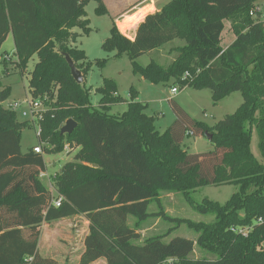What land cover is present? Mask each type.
<instances>
[{
    "label": "trees",
    "instance_id": "16d2710c",
    "mask_svg": "<svg viewBox=\"0 0 264 264\" xmlns=\"http://www.w3.org/2000/svg\"><path fill=\"white\" fill-rule=\"evenodd\" d=\"M89 1L0 0V49L11 35L21 73L36 58L28 88L32 101L46 107L38 122L42 153L36 154L33 149L22 153L20 146V135L31 122L19 121L0 106V264H57L38 255L39 229L76 216L88 222L78 264H264V166L250 150L254 132L264 159V22L250 15L259 0H169L139 23L132 41L112 21L102 49L115 51V57L125 54L143 80L209 90L213 104L232 93L243 99L213 126L175 109L177 120L162 134L141 103L130 102L122 114H109L112 106L125 103L112 80H103L96 89L98 105H90L83 86L90 66L75 46L80 35L73 31L89 32L84 12ZM94 1L97 14H108L102 0ZM224 20L231 21L235 36L225 50L220 47ZM182 37L187 45L175 49L169 65L152 56ZM145 54L152 57L141 67L136 60ZM64 55L81 73V85L72 79ZM4 56L2 65L9 62ZM185 73L189 77L183 78ZM130 93L134 101L135 91ZM9 94L10 88L0 84V103ZM68 120L75 127L61 135ZM205 133L211 135L213 151L190 155L182 148L185 136ZM66 147L75 153L52 179L54 198L40 180L43 154ZM226 185L237 190L224 204L204 199L194 206L213 217L210 223L173 218L160 209L163 193L189 197L202 187ZM59 198L60 206L54 207ZM151 203L159 212L148 213ZM2 213L12 221L5 223ZM150 218L186 225L196 240L176 237L166 243L169 229L139 242L140 226ZM234 227L251 230L242 237L230 231ZM194 246L211 256L192 259Z\"/></svg>",
    "mask_w": 264,
    "mask_h": 264
},
{
    "label": "rangeland",
    "instance_id": "374dc122",
    "mask_svg": "<svg viewBox=\"0 0 264 264\" xmlns=\"http://www.w3.org/2000/svg\"><path fill=\"white\" fill-rule=\"evenodd\" d=\"M102 1L108 11V14H97V3L94 0H90L84 7L85 19L88 21L89 32L87 34H82L81 30L78 28L73 30L75 33L80 35L75 46L84 52L86 62L89 63L90 66V71L84 79L83 86L85 89L89 90L88 100L92 107H96L98 105L101 97L96 92V89L102 86L104 79L112 80L115 83L117 95L125 101L123 104L112 106L109 114L115 116L120 115L127 110L128 103H141L146 106L145 114L154 118L156 131L160 134L164 133L177 120L175 109H179L185 117L191 121L202 122L208 126H213L225 116L233 114L240 106L243 101L240 93H232L226 98L218 101L216 104H213L211 92L209 90L196 91L189 88L179 89L177 85L174 86L172 84V81L166 84H151L148 81L143 80L134 72L129 59L125 54L115 57V51L103 50L102 44L110 35V29L113 21L112 16L115 17V10H130L134 8L130 12L136 11L137 8L141 7L139 5L141 0ZM256 3H258L264 14V0H259ZM127 14L124 17L122 16L118 19V22L115 23L117 30L120 29L125 33L122 34L118 30V32L124 37H128L127 33L130 30L128 27L134 22L141 20V15L135 14L128 16ZM253 18L259 20V17L257 16H254ZM261 20L263 19L261 18ZM228 25L229 21H225L223 38L228 33ZM72 45L74 44H71V46ZM186 45V38L182 37L162 46L156 54L153 53L152 56L159 61L158 63L166 66L169 65L176 57L177 52L175 49L183 48ZM220 46L223 47V44L221 43ZM0 54L2 56L9 55L14 58L12 60L13 62L10 64L9 62L5 65L0 64V84L2 87L10 88V94L7 102L10 103L16 101L22 103L24 101H31L32 96L28 88V79L29 73L35 64L36 59L33 58L30 60L27 70L21 73L15 64V62H17L15 61L17 58L15 56L14 44L11 35H8L3 43L0 49ZM152 56L145 54L139 57L136 60V63L141 67H145L149 64ZM102 62H105L103 66L100 65ZM173 87H177L178 92L174 96H171L170 90ZM131 89H133L136 94V99L134 101L131 99ZM39 104L41 109L45 110L46 107L44 103L39 101ZM17 119L22 121L18 116ZM38 129V123L34 120L31 122L30 127L22 131L20 135L22 153L29 152L39 144L37 137ZM257 142V136L253 132L250 150L254 157L264 166V159H262L259 154ZM46 147L49 148L48 145H46ZM182 148L190 155L207 153L214 150L212 144L204 135L185 136L182 142ZM74 153L75 150L72 151L66 147L58 154H43L45 171L40 174V180L54 198L56 197V194L53 187V175L57 174L65 163L73 160ZM236 190V187L226 185L202 187L191 193L189 197L178 192L163 193L160 196V209L173 218L187 219L193 222L210 223L213 221V217L210 215L206 216L199 214L194 209V206L201 203L204 199L224 204L229 200L231 195L236 192ZM187 198H189L191 202L188 201ZM160 209L156 203H151L148 206L147 211L149 214H152L159 212ZM3 220L5 223H10L12 221L11 217L6 214H3ZM83 223L82 219L74 218L67 222L59 220L47 225L42 224L39 231L40 233H44V239L38 246L40 251V255H38L45 256L43 253L46 252L47 249L45 244L46 235L50 238V241L47 240V242H50L48 247H51V254L56 253L58 250L59 246L56 244V241L63 244L72 242L75 252L77 254L80 253L84 235ZM169 229V235L164 239V242L166 243L176 237L192 241L196 240L197 234H195V232L186 225H175L174 223L165 222L161 218H150L140 226L139 232L141 233H139V242H142L144 239L153 235H163ZM24 234L28 235L29 233L25 232ZM61 256L70 260L69 255L62 254ZM205 256L211 255L206 252H201L197 246H194L193 253L190 257L192 259H201ZM94 264H105V262L100 260Z\"/></svg>",
    "mask_w": 264,
    "mask_h": 264
},
{
    "label": "crops",
    "instance_id": "0c3cea01",
    "mask_svg": "<svg viewBox=\"0 0 264 264\" xmlns=\"http://www.w3.org/2000/svg\"><path fill=\"white\" fill-rule=\"evenodd\" d=\"M168 1L169 0H141L140 4H139L141 7L137 8L136 11L130 12L134 8H132L130 10H128V9H116L115 10V17L117 16L118 18L117 17L115 18L113 16H112V18L114 20V23H117L118 19H120L122 16L123 17L126 16L127 13H128L127 14L128 16H132V15L140 13L141 20L136 24V26L131 28L128 31V33H127L128 37H126V38L132 41L134 39V37H135L136 29H137L139 23H141L143 21V19L147 15L153 14L155 12H158L165 4H167ZM255 6H256V8H255L256 9V16L259 17V21L260 22H264V20H261V18L264 17V14L261 11L260 6L258 5V3H255ZM117 8H119V7H117ZM139 18H140V16H139ZM225 21H229V20H224L223 21V26H224ZM230 25H231V22L229 21V25H228L229 27H227L228 33L224 36V38H223V31H222V34H221V43L223 44V47H221V46L220 47L223 50H225L227 47H229L235 41V36L232 33V31L230 30ZM154 54H156V52ZM152 55H153V53H152ZM6 57H7V60H9V62H13L12 61L14 59L13 57H10L9 55H7ZM15 61H17V60H15ZM44 163H45V161H44ZM54 175H53V177H54ZM74 218H80L84 222L83 223L84 224V235H83V239H82V245H81V248H80V253L77 254L75 252L72 242H68V244H63V243H59V242L56 241V244L59 246L58 250L56 251V253H52L51 254V252H52L51 251V247L50 248L48 247L50 242H47V240L50 241V238L48 237V235H46L45 244H46L47 249H46V252L43 253L45 256H40V257L53 259L57 264H62V263L63 264H78L79 258L81 256L83 250H84L83 240H84V237L88 233V222L82 216H76V217H72V218H68V219H63L62 221H66L67 222V221H69L71 219H74ZM138 233H141V232H138ZM43 234H44L43 232L40 233V236H39V239H38V246H39L40 242H42V240L44 239L43 238ZM39 252L40 251H39V248H38V254H39ZM62 254L63 255H69L70 256V260L67 259L66 257H62L61 256Z\"/></svg>",
    "mask_w": 264,
    "mask_h": 264
},
{
    "label": "built area",
    "instance_id": "2783aa9c",
    "mask_svg": "<svg viewBox=\"0 0 264 264\" xmlns=\"http://www.w3.org/2000/svg\"><path fill=\"white\" fill-rule=\"evenodd\" d=\"M250 15L252 17L256 16V9L252 12H250ZM262 19L264 20V17H262ZM189 77L188 73H186L184 75L183 78H187ZM178 92V88L177 87H173L170 90V94L172 96H174L176 93ZM0 106L5 109V110H9L14 112L15 114H17L18 117L21 118L22 121H29V122H33L34 120H36V123L39 122V120L42 117V112L43 110L40 107L39 101H24V102H3L0 103ZM25 107V108H24ZM39 135V129L37 131V137ZM41 145H37L36 147L33 148V152L36 154H41ZM61 198L55 200L53 202L54 207H59L60 203H61ZM261 220H258L257 223H260ZM251 230L250 228H231L230 231L234 234L240 235L242 237H246L249 232ZM169 263H171V260H169Z\"/></svg>",
    "mask_w": 264,
    "mask_h": 264
},
{
    "label": "water",
    "instance_id": "95a60500",
    "mask_svg": "<svg viewBox=\"0 0 264 264\" xmlns=\"http://www.w3.org/2000/svg\"><path fill=\"white\" fill-rule=\"evenodd\" d=\"M64 59H65V62L67 63V66L70 70V74H71L72 79L74 80V82L77 85H81L83 83V77H82L81 73L75 68L72 60L67 55H64ZM74 127H75V123L72 120L66 121V123L64 124V126L60 130L61 135L70 134L72 132V130L74 129ZM204 136L208 140L211 139V135H207L205 133Z\"/></svg>",
    "mask_w": 264,
    "mask_h": 264
},
{
    "label": "bare ground",
    "instance_id": "6f19581e",
    "mask_svg": "<svg viewBox=\"0 0 264 264\" xmlns=\"http://www.w3.org/2000/svg\"><path fill=\"white\" fill-rule=\"evenodd\" d=\"M139 13V12H138ZM138 15H140V13L138 14ZM129 20V19H128ZM127 21V20H126Z\"/></svg>",
    "mask_w": 264,
    "mask_h": 264
}]
</instances>
